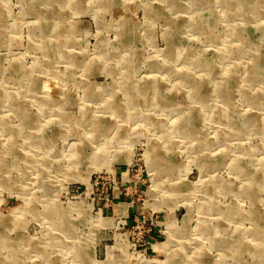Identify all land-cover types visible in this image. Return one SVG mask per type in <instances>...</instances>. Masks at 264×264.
Returning <instances> with one entry per match:
<instances>
[{
	"label": "rangeland",
	"instance_id": "374dc122",
	"mask_svg": "<svg viewBox=\"0 0 264 264\" xmlns=\"http://www.w3.org/2000/svg\"><path fill=\"white\" fill-rule=\"evenodd\" d=\"M0 264H264V0H0Z\"/></svg>",
	"mask_w": 264,
	"mask_h": 264
},
{
	"label": "built area",
	"instance_id": "2783aa9c",
	"mask_svg": "<svg viewBox=\"0 0 264 264\" xmlns=\"http://www.w3.org/2000/svg\"><path fill=\"white\" fill-rule=\"evenodd\" d=\"M112 174L113 175H111L110 178L108 177V186L105 187L103 206L111 205L112 199L117 198L118 195H120V192L117 195H114V188H118L119 186L117 185L116 175H114V173ZM103 178L104 177L100 174H97L93 180L92 177H90L88 185L89 188H91L93 185L98 186V184L102 183ZM120 178L122 181L121 176ZM102 186L103 183L100 184V188H103ZM131 222L133 223L131 225V234L136 238L134 243L135 246H143L148 244L151 245V242L158 241V235L160 236L163 233L161 230V227H163V225L161 224V221H158L156 219L154 212H147L146 214H142L139 216L135 215L133 216V218H131ZM132 239L134 238L132 237Z\"/></svg>",
	"mask_w": 264,
	"mask_h": 264
},
{
	"label": "bare ground",
	"instance_id": "6f19581e",
	"mask_svg": "<svg viewBox=\"0 0 264 264\" xmlns=\"http://www.w3.org/2000/svg\"><path fill=\"white\" fill-rule=\"evenodd\" d=\"M170 54H172L171 52H170ZM249 74V73H248ZM228 75V74H227ZM249 76V75H248ZM250 104H252V103H250ZM225 114V113H224Z\"/></svg>",
	"mask_w": 264,
	"mask_h": 264
}]
</instances>
